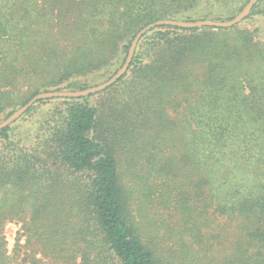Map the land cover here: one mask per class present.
I'll return each instance as SVG.
<instances>
[{
  "label": "trees",
  "instance_id": "1",
  "mask_svg": "<svg viewBox=\"0 0 264 264\" xmlns=\"http://www.w3.org/2000/svg\"><path fill=\"white\" fill-rule=\"evenodd\" d=\"M247 1L0 0V112L9 108L6 118L41 91L108 79L148 23L227 20ZM261 18L264 0L231 27L156 25L105 89L38 99L12 123L37 103L63 107L48 111L33 134L16 138L12 123L1 128L0 239L7 220L49 235L74 221L116 264H165L131 208L135 199L144 208L141 199L156 189L160 206L179 216L181 237L239 218L248 234L240 258L253 247L248 256L264 264ZM96 93L108 97L102 105L89 101ZM134 168L145 172L134 173L137 194L125 183Z\"/></svg>",
  "mask_w": 264,
  "mask_h": 264
},
{
  "label": "rangeland",
  "instance_id": "2",
  "mask_svg": "<svg viewBox=\"0 0 264 264\" xmlns=\"http://www.w3.org/2000/svg\"><path fill=\"white\" fill-rule=\"evenodd\" d=\"M252 23L251 19L246 25ZM107 98L105 94L96 93L89 97V101L94 105H102ZM62 107L58 101L37 103V107L29 114L11 124V136L15 134L14 136L19 138L28 133L33 134L35 127L42 126L40 122L43 123L48 111L61 110ZM8 109L0 112V122L5 119ZM122 164L124 165V162ZM131 173L142 175L145 172L144 169L134 168L128 172L130 175L125 177V183L132 193L137 194L141 188L139 175L133 177ZM158 195V190L155 189L151 195L153 199H141L144 208L140 206L141 201L138 203L136 199L131 202V208L139 227L144 230V236L150 237V243H153L165 264H254L252 256H248L255 251L253 247H250V251H247L243 258L239 256L241 245L248 244V234L242 230V219L220 217L217 223L204 226L195 236L185 230L181 237L179 223L182 222L179 216L172 214V209L161 207ZM26 225H29L27 231L19 220L3 222L0 264H116L109 260V253L103 247L92 248L83 240L91 239V234L89 232L82 237L76 230L74 221L67 230L62 229L63 233L55 228L54 235H49L42 229L36 233L32 224Z\"/></svg>",
  "mask_w": 264,
  "mask_h": 264
},
{
  "label": "water",
  "instance_id": "3",
  "mask_svg": "<svg viewBox=\"0 0 264 264\" xmlns=\"http://www.w3.org/2000/svg\"><path fill=\"white\" fill-rule=\"evenodd\" d=\"M258 0H248L245 5L239 10L232 18L227 20H215V19H197V20H182V19H171V18H165V19H158L154 22L148 23L145 26H143L141 29L137 31V33L132 38L125 60L123 64L118 68V70L107 80L90 87H86L84 89H78V90H49V91H42L39 93H36L33 97H31L26 103L21 105L19 108L15 109L11 114H9L4 120L0 122V129L6 127L10 123H12L15 119H17L19 116H21L27 109L30 107L33 103H35L38 99L42 98H51V97H80V96H86L90 93H95L98 91H101L114 83L118 78H120L123 73L126 71L133 53L135 51L136 45L140 37L150 28L156 26V25H173V26H179V27H185V28H191V27H201V26H213V27H231L235 25L236 23L240 22L242 19H244L252 9L253 5Z\"/></svg>",
  "mask_w": 264,
  "mask_h": 264
}]
</instances>
